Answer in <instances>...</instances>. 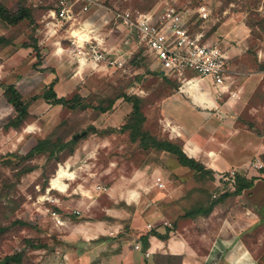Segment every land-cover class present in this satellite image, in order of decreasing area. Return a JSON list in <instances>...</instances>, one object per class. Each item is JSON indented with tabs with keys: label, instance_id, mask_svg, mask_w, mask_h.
I'll use <instances>...</instances> for the list:
<instances>
[{
	"label": "rangeland",
	"instance_id": "obj_1",
	"mask_svg": "<svg viewBox=\"0 0 264 264\" xmlns=\"http://www.w3.org/2000/svg\"><path fill=\"white\" fill-rule=\"evenodd\" d=\"M1 1L14 12L20 7L27 8L32 19L9 24L0 18V228H6L0 233V260L7 254L20 252L24 254L20 264H94L99 260L94 252V240H84L80 233H72L71 227L58 224L69 218L81 222L107 218L102 208L115 203L111 204L107 199L105 185L111 183V178L113 183L118 181L120 174L129 178L130 187L138 181L146 185V177L142 180L143 177L137 178L135 174L147 163L162 169L175 194L170 198L164 193L168 189L150 192L140 201V207L148 212L151 209L160 211L166 216L185 212L196 205H207L224 192L234 190L233 180L237 173L246 177L250 174L242 169L213 170L211 176L201 177L187 167H179L174 156L165 153L162 157L160 151L143 149L130 139L129 131L123 130V126L133 107L124 95L142 97V110L148 118L146 128L161 134L158 104L169 85L178 89L182 82L161 73L139 35L117 22L114 12L128 8L151 11L161 9L167 3L187 9L191 31L203 34L202 40L212 43L215 28L234 18L237 24H245L250 29L247 63L257 68L255 56L257 58L258 51L264 55V0H97L98 3L91 5L87 12H77L79 22H75L70 32L97 35L119 62L81 68L69 53L59 56L56 63L52 62V43L43 28L45 15L56 0ZM201 5L209 8L208 19L199 17L197 9ZM67 24L58 29L61 34L57 36L64 46L71 45L64 32ZM38 49L40 56L37 55ZM261 66L264 68V61ZM12 83L18 85L34 116L32 121L19 128L4 127L15 114L5 96V87ZM52 83L58 96L71 99L76 95L80 102H88L91 107L71 109L46 100L42 95ZM262 98L264 100V93ZM100 106H106L107 110L102 111ZM77 133L82 135L76 143L78 152L64 162L58 159L63 153L50 157L41 154L26 157L42 138L65 142ZM262 166L256 167L259 170L256 176L262 182L228 201L229 206L253 207L260 211V221L256 224L260 229L248 235L249 247L257 257V264H264ZM60 167L68 173L63 178L66 191L61 196L68 202L63 210L59 209L58 191L51 187V180ZM97 184H102V192L93 188ZM81 185L87 190L85 197L73 198L77 195L72 194L73 190H79ZM86 205L91 212L84 214ZM121 206L120 202L116 205L119 210H122ZM135 208L128 209L129 217L123 218L124 223L129 222ZM145 216L149 218L151 215L147 213ZM28 239L42 246L32 247L26 242ZM100 239L102 237L97 238Z\"/></svg>",
	"mask_w": 264,
	"mask_h": 264
},
{
	"label": "crops",
	"instance_id": "obj_2",
	"mask_svg": "<svg viewBox=\"0 0 264 264\" xmlns=\"http://www.w3.org/2000/svg\"><path fill=\"white\" fill-rule=\"evenodd\" d=\"M43 30L52 43V62L56 63L58 57L65 53L72 54L77 61L72 53V40L71 45L64 46L57 39L61 33H46V29ZM249 37V27L237 24L234 18L215 28L214 43H208L217 44L228 55V88L219 94L212 78L198 77L178 89L169 85L166 95L161 97L158 104L161 134H154L180 141L189 157L199 160L215 172L242 169L248 171L250 174L247 177L251 178L258 177L256 172L259 170L256 167L264 165V68L261 66L264 55L258 51L257 58L255 56L254 63L259 65L257 68L248 65ZM149 55L165 75L160 61L153 54ZM76 152L78 149H75L74 156ZM160 152L162 157L165 153L171 155L166 151ZM145 166L136 170L135 177H143L142 180L146 177V185L138 181L128 186L129 178L125 174H120L114 183L111 178V183L105 185L107 199L111 204L115 203L102 208L107 218L85 219L84 222L69 218L58 224L71 227V232L80 233L84 240H94V252L99 256L94 264H156L157 254L177 256L181 264H257V257L249 247L248 235L260 229L256 227L260 221V211L253 207L229 206L228 201L234 198L229 196L209 214L195 218L185 217L184 211L176 212L174 216H166L152 209L148 212L140 207V201L147 198L148 193L168 189L164 193L172 198L175 192L158 165L147 163ZM158 176L163 183L161 187L156 184ZM63 178L62 182L65 183ZM260 182L261 178L256 179L251 188ZM98 186L102 184L94 185L93 188L102 192ZM51 187L58 191L59 209H65L68 202L61 195L66 191V186L55 187L51 183ZM86 192L81 185L79 190H73L72 194H77L73 198H83ZM119 202L122 210L116 207ZM131 206L136 207L134 213H131L129 222L124 223L123 218L129 217L128 209ZM83 211L84 214L90 213L89 205ZM147 213L151 215L149 218L145 216ZM153 230L166 233L167 238L150 234L149 246L145 249L142 236ZM99 237L102 239L97 240ZM137 245L140 247L137 248Z\"/></svg>",
	"mask_w": 264,
	"mask_h": 264
},
{
	"label": "built area",
	"instance_id": "obj_3",
	"mask_svg": "<svg viewBox=\"0 0 264 264\" xmlns=\"http://www.w3.org/2000/svg\"><path fill=\"white\" fill-rule=\"evenodd\" d=\"M97 3V0H59L57 8L49 9L45 15L43 29H46V33H56L69 23L64 32L74 44L72 53L79 66L90 63L96 67L102 63L115 65L119 62L97 36L79 35L75 30L70 32L75 22H79L77 12H87L91 5ZM197 12L204 20L210 16L206 5L199 6ZM188 13L187 9L167 3L161 9L151 11L131 8L116 10L114 19L139 35L149 53L160 61L167 77L179 80L182 85L195 77L212 78L215 90L219 94L225 92L229 86L228 55L217 44L203 41V34L191 31ZM156 184L163 186L161 177L156 178ZM97 188L102 189V186Z\"/></svg>",
	"mask_w": 264,
	"mask_h": 264
},
{
	"label": "trees",
	"instance_id": "obj_4",
	"mask_svg": "<svg viewBox=\"0 0 264 264\" xmlns=\"http://www.w3.org/2000/svg\"><path fill=\"white\" fill-rule=\"evenodd\" d=\"M59 0H56L54 7L57 8ZM51 9V8H50ZM0 18L9 24H17L21 20L27 18L32 19L30 10L25 7H20L16 12L10 10L3 2L0 0ZM27 47L31 46L26 44ZM38 54L40 56V50L38 49ZM2 85L0 84V87ZM5 96L7 101L13 106L15 114L8 120L5 124V128H19L26 123L33 120L34 116L29 111V106L26 101H24L23 95L15 84H8L5 87ZM46 100L52 101L54 104H62L71 109L81 108L86 109L91 107L88 102H80L79 96H73L71 99L64 96H58L54 84L49 86L46 93L42 95ZM124 98L132 103V111L129 114L127 122L123 126V130L127 129L129 131V137L133 142H138V145L146 150L153 149L157 151H166L175 157L177 162L181 166H185L195 173L199 174L201 177L211 176L213 170L208 168L199 160L189 157L183 150V145L178 140H171L168 138L161 137L152 133L145 126L147 121V115L142 110V97L139 95H128L125 94ZM102 111H106V106H100ZM81 134V133H80ZM80 134H74L70 140L62 142L60 140H53L49 137L42 138L37 141L36 145L27 153V158H32L35 155H48L56 156L62 154L59 162H64L70 155L75 152L76 143L82 137ZM84 136L86 134H83ZM258 177L248 178L246 176L236 174L234 181V190L226 191L218 198L212 199L207 205H196L184 212L185 217L195 218L199 215L209 214L215 206H217L221 201L225 200L229 196H236L241 194L245 189L251 188L255 184V180ZM18 223H24L21 220H16ZM6 228H0V233L4 232ZM157 235L161 238H167V234H162L158 230L151 231L148 235L142 236L145 249L149 246V235ZM26 242L32 247H40L42 244L34 243V240L28 239ZM22 253L7 254L1 260L0 264H20L23 259ZM156 264H181L180 258L173 255H163L157 254L155 256ZM147 264V263H145Z\"/></svg>",
	"mask_w": 264,
	"mask_h": 264
},
{
	"label": "bare ground",
	"instance_id": "obj_5",
	"mask_svg": "<svg viewBox=\"0 0 264 264\" xmlns=\"http://www.w3.org/2000/svg\"><path fill=\"white\" fill-rule=\"evenodd\" d=\"M66 174H68L67 173V170L64 167H60L59 170H58V173H57L56 177H54L51 180V183L53 184V186H55V187L60 186V187L64 188L66 186V184L62 182V178Z\"/></svg>",
	"mask_w": 264,
	"mask_h": 264
}]
</instances>
